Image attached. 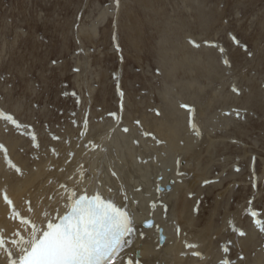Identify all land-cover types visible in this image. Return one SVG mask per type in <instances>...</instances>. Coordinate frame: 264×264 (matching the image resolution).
<instances>
[{"label": "rangeland", "instance_id": "1", "mask_svg": "<svg viewBox=\"0 0 264 264\" xmlns=\"http://www.w3.org/2000/svg\"><path fill=\"white\" fill-rule=\"evenodd\" d=\"M0 112L27 160L53 142L84 158L65 181L153 207L152 182L174 178L159 262L264 264V0H0ZM206 228L208 252L187 248Z\"/></svg>", "mask_w": 264, "mask_h": 264}, {"label": "bare ground", "instance_id": "2", "mask_svg": "<svg viewBox=\"0 0 264 264\" xmlns=\"http://www.w3.org/2000/svg\"><path fill=\"white\" fill-rule=\"evenodd\" d=\"M118 77H120V70L116 71V81ZM158 125L155 128L167 136L170 145L177 147L180 140L184 141L183 138L186 136L181 138L175 132L169 131V127ZM24 131L21 132L24 133ZM18 139V136L2 135L0 132V145L6 149V154L4 150H0V235L5 240V246L0 248V264L6 262V249L15 251L11 244L13 240H19L20 237L27 238V231H25V225L21 224V218L39 221L43 218L44 213L55 218L57 210L60 215H63L68 209L66 205L70 203L69 195L73 191L76 192L77 196L81 193H98L105 199L112 200L118 206L124 202V194H127V210L134 223L135 231L125 237L130 243L125 245L116 260L111 261L110 264H129V261L131 264H137V261L139 264H164L163 261L159 262L160 260L158 261L156 256L163 249L164 251L167 249L164 253L170 254L175 247L173 245L174 240H172L174 229L172 230V227L169 226L165 219V213L159 210L157 204L175 203L173 196L176 192V183L170 184L171 179L175 182L174 178L163 177L160 181L152 182L153 187L151 191L149 190L151 192L149 195L154 202H157L153 208L146 203L147 197H144L143 194L142 196H135L107 182L80 179V182L73 184L65 181L64 179L67 178L66 175L69 172H74L73 174L82 177V171L85 168L84 158L81 155L76 156V153L70 155L72 152L69 151L72 149L67 148V146L64 145L62 148L59 147L58 143L53 142L49 148L34 152L32 160H27L18 151ZM16 168H19L20 171L17 172ZM61 185L66 187H61ZM193 185L194 182L181 189L180 199L176 204L178 214L187 210L190 200L187 199L186 194L192 193ZM5 193L11 200V205L3 198ZM29 207L32 209L31 212H29ZM14 212L19 213V215L14 216ZM149 219L152 220L153 226L150 228L143 227L142 223ZM159 228L162 229L165 236L163 244L158 241ZM28 230H30V226ZM205 230L199 235L191 237L189 244L196 245V247L189 248L190 250L208 252L207 235L209 233L207 234V228ZM169 249L171 250L169 251Z\"/></svg>", "mask_w": 264, "mask_h": 264}, {"label": "snow or ice", "instance_id": "3", "mask_svg": "<svg viewBox=\"0 0 264 264\" xmlns=\"http://www.w3.org/2000/svg\"><path fill=\"white\" fill-rule=\"evenodd\" d=\"M192 43L198 46L194 41ZM0 117L16 123L11 115L0 112ZM16 126L19 127L18 124ZM124 131L127 132L128 129L125 128ZM143 135L147 136L150 133L145 132ZM33 139H35L34 136ZM0 150H4L6 154L3 145H0ZM16 171L19 172L20 169L16 168ZM112 175L115 176L116 173L112 172ZM61 187L66 186L61 185ZM3 198L9 205L12 204L6 193L3 194ZM123 200L124 202L117 206L112 200L105 199L99 194L91 197L84 194L77 197L76 192L73 191L69 195L70 203L66 205L70 210L65 214L60 215L57 210L55 218L48 213H44L39 221L21 218V224L25 225V231H27V238L20 237L19 240L11 242L15 251L6 249L5 264H110L111 261L116 260L125 245L130 243L125 237L135 231L134 223L127 210L126 193ZM31 211L29 207V212ZM15 215L19 213L14 212ZM251 215L255 216L256 213L252 212ZM29 226L30 230H28ZM152 226L151 221L145 222V227ZM238 234L245 235L243 231ZM4 246L5 240L0 235V248ZM187 247L195 248L196 245L189 244ZM223 251L227 252L228 248L225 247ZM193 255L199 256L200 253L193 252ZM240 259L242 260L243 257L241 256ZM219 264H231V261L222 259Z\"/></svg>", "mask_w": 264, "mask_h": 264}, {"label": "water", "instance_id": "4", "mask_svg": "<svg viewBox=\"0 0 264 264\" xmlns=\"http://www.w3.org/2000/svg\"><path fill=\"white\" fill-rule=\"evenodd\" d=\"M147 221H151V222H152L151 219H149V220H147ZM145 222H146V221H144V222L142 223V226H143V227H145ZM162 232H163L162 229L159 228V229H158V241H159L160 244H163L164 241H165V236L163 235Z\"/></svg>", "mask_w": 264, "mask_h": 264}]
</instances>
